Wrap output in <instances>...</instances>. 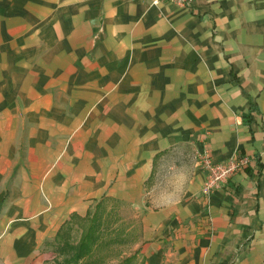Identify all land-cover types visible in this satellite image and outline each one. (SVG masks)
Here are the masks:
<instances>
[{
	"label": "crops",
	"instance_id": "obj_1",
	"mask_svg": "<svg viewBox=\"0 0 264 264\" xmlns=\"http://www.w3.org/2000/svg\"><path fill=\"white\" fill-rule=\"evenodd\" d=\"M204 151L252 165L206 195ZM104 226L115 264H264V0H0V264Z\"/></svg>",
	"mask_w": 264,
	"mask_h": 264
},
{
	"label": "built area",
	"instance_id": "obj_2",
	"mask_svg": "<svg viewBox=\"0 0 264 264\" xmlns=\"http://www.w3.org/2000/svg\"><path fill=\"white\" fill-rule=\"evenodd\" d=\"M166 1L178 9L192 10L195 0H161ZM157 2V1H156ZM155 2V3H156ZM197 165L205 174V184L202 193L211 195L223 184L228 183L230 177L236 173L243 172L252 165V159L248 155L232 157L227 161L212 160L208 151L199 153L197 156Z\"/></svg>",
	"mask_w": 264,
	"mask_h": 264
},
{
	"label": "rangeland",
	"instance_id": "obj_3",
	"mask_svg": "<svg viewBox=\"0 0 264 264\" xmlns=\"http://www.w3.org/2000/svg\"><path fill=\"white\" fill-rule=\"evenodd\" d=\"M180 156V155H179ZM87 227V226H86ZM103 231H107L108 233L102 234V244L97 249V255H100V253L103 255L102 259H97V261L94 259H88V264H115L117 260H122L123 257L121 255H127V251L130 249V244H127L128 241H118V244L115 240H113L112 235H110L111 228L108 226H104ZM105 229V230H104ZM77 230V229H76ZM76 230L74 232V236L79 237L81 234V231H79L78 234H76ZM104 233V232H103ZM112 238V240H110ZM118 253V255H116ZM100 261V262H99ZM113 261V262H112ZM115 262V263H114Z\"/></svg>",
	"mask_w": 264,
	"mask_h": 264
}]
</instances>
